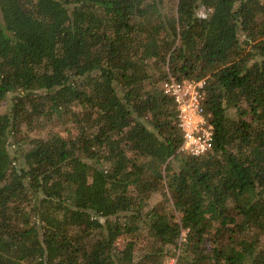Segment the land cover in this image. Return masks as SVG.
Returning <instances> with one entry per match:
<instances>
[{
    "label": "trees",
    "instance_id": "obj_1",
    "mask_svg": "<svg viewBox=\"0 0 264 264\" xmlns=\"http://www.w3.org/2000/svg\"><path fill=\"white\" fill-rule=\"evenodd\" d=\"M6 103L0 264H264V0H0Z\"/></svg>",
    "mask_w": 264,
    "mask_h": 264
},
{
    "label": "built area",
    "instance_id": "obj_2",
    "mask_svg": "<svg viewBox=\"0 0 264 264\" xmlns=\"http://www.w3.org/2000/svg\"><path fill=\"white\" fill-rule=\"evenodd\" d=\"M164 89L167 95L174 98L178 107L179 126L184 139L180 151L195 157L210 152L215 143V135L205 114L204 81L171 77L164 83ZM170 264H175V261Z\"/></svg>",
    "mask_w": 264,
    "mask_h": 264
},
{
    "label": "rangeland",
    "instance_id": "obj_3",
    "mask_svg": "<svg viewBox=\"0 0 264 264\" xmlns=\"http://www.w3.org/2000/svg\"><path fill=\"white\" fill-rule=\"evenodd\" d=\"M7 107H8L7 103L0 105V113L5 112L7 110ZM161 201H162V198H161V195H159V194H156V195H154L151 198V204H157V203H159ZM123 245H124V242L120 241L119 242V246L123 247ZM172 261H175V264H176V260L175 259H171V258L166 259L164 264H170Z\"/></svg>",
    "mask_w": 264,
    "mask_h": 264
}]
</instances>
